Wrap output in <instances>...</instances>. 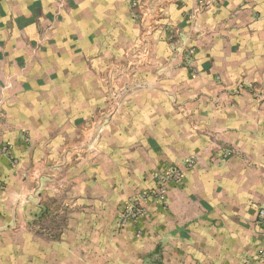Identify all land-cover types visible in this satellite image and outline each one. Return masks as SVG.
<instances>
[{"label": "crops", "instance_id": "crops-1", "mask_svg": "<svg viewBox=\"0 0 264 264\" xmlns=\"http://www.w3.org/2000/svg\"><path fill=\"white\" fill-rule=\"evenodd\" d=\"M196 4L0 0V116L89 119L104 104L100 77L148 47L139 76L161 89L129 101L135 112L166 121L151 133L166 135L167 145L135 143L119 153L117 167L107 147L88 164L101 171L100 181L117 176L132 181L130 189L150 182L155 167L183 165L197 154L199 167L171 191L167 210L152 214V246L163 243L162 263L264 264V0L216 1L195 18ZM238 81L250 87L235 94ZM72 84L82 88L70 93ZM6 124L8 132L15 122ZM146 128L139 124L136 133ZM224 147L240 152L219 158ZM123 257L120 264L143 261Z\"/></svg>", "mask_w": 264, "mask_h": 264}, {"label": "rangeland", "instance_id": "rangeland-1", "mask_svg": "<svg viewBox=\"0 0 264 264\" xmlns=\"http://www.w3.org/2000/svg\"><path fill=\"white\" fill-rule=\"evenodd\" d=\"M141 48L127 56L126 64L114 61L100 77L104 104L89 119L58 112L43 119L0 116V264H120L123 256L137 259L138 254L143 261L133 264H163V243L152 246L158 238L152 214L167 210L171 191L184 185L187 171L199 167L197 154L183 165L155 167L150 182L130 189L133 182H119L117 176L100 181L101 171L88 164L107 147L117 167L119 153L135 143L167 145L166 135L151 133L166 121L147 109L135 112L129 101L141 91L161 89L139 76L151 56ZM248 87L238 81L233 93ZM81 88L72 84L70 93ZM14 122L7 132L6 123ZM139 124L147 127L141 137ZM239 152L224 147L219 158ZM81 190L87 197L76 198Z\"/></svg>", "mask_w": 264, "mask_h": 264}, {"label": "built area", "instance_id": "built-area-1", "mask_svg": "<svg viewBox=\"0 0 264 264\" xmlns=\"http://www.w3.org/2000/svg\"><path fill=\"white\" fill-rule=\"evenodd\" d=\"M216 1H220V0H197V4H196L195 9H194L195 18L198 17L204 11L208 10L211 6H213ZM196 23H197V20H196ZM194 29L195 30L200 29V26L198 23L195 24ZM142 53L147 55L148 53H150V49L148 47H145L144 49H142ZM258 220L264 227V208H261L259 210Z\"/></svg>", "mask_w": 264, "mask_h": 264}]
</instances>
